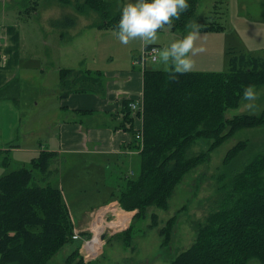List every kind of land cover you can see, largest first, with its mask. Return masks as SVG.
I'll return each instance as SVG.
<instances>
[{"label":"rangeland","instance_id":"374dc122","mask_svg":"<svg viewBox=\"0 0 264 264\" xmlns=\"http://www.w3.org/2000/svg\"><path fill=\"white\" fill-rule=\"evenodd\" d=\"M99 1L108 2L111 5L109 16L95 10L96 8H86L84 6L86 0H48L46 3L48 9L55 10L58 6L65 11L66 19L74 20L70 26H61L64 17L54 19V24L51 26L53 30L65 28L67 37L73 39L74 57H79V61L75 62L74 67L82 66L92 70L99 69L101 72H116L119 68H132V66L140 64L139 61L134 64V59L144 50V43H157L160 48L159 52L168 46L167 37L174 33L170 31L169 25L157 30L158 38L155 41L136 38L129 41L128 44H122L115 35L116 26L101 27L100 24L103 20L112 24L118 22L120 10L126 0H120L121 4H119V0ZM41 2L42 0H35L30 5L36 7ZM14 7L15 5L11 4L8 12L12 14L15 24H21L22 36L28 35V33L36 34L39 31L45 36L50 34L45 23H42L43 17L39 8V15L34 18L32 16L26 18V15H21L18 18L15 12L17 8ZM30 14L31 11H29ZM55 22L61 25H56ZM67 23L65 21L64 24ZM204 24L219 25L220 28L213 30L214 32H207V39L202 42L198 38L195 39L194 48L198 50L195 51V54H191L194 62L191 71L227 72L231 59H235L236 63H239L241 54L260 56L264 59V0H199L193 20L183 30L185 36ZM70 27H72V31L69 33L68 28ZM59 32L62 34V31ZM178 36L179 39L183 37L181 34ZM45 41L47 46L38 44L22 49L25 55L24 59H26L22 62V68L29 72L31 77L15 82L13 80L1 86L7 96L12 95L18 99L22 109L21 128L28 130V133H31L32 129L35 130L34 126L41 125L45 117H49L48 124L52 129H55L57 122L56 112L50 111L47 114V106L59 103V97L54 96L53 92L59 88L58 70L62 65L57 61L59 51L61 52L62 49L59 46L56 47L58 37L54 33L47 36ZM223 45L225 46V55ZM146 63L152 68L163 69L165 66H160L159 59L151 61L150 58H147ZM82 73L83 71L70 70V72H66V77H71L72 80H83L81 78L88 80ZM11 84H14L16 89H10ZM254 86L256 95L253 99L246 100L242 91L236 102L223 106L221 118L229 120L244 114H263L264 80ZM35 101L37 104L33 106ZM123 120L124 130H135L134 121L130 123L125 118ZM230 129L231 126L228 123L223 124L218 134L224 135V140L216 146L211 147V143L214 141L212 136H198L191 142L186 150V156L203 153L206 157L198 165L184 173L182 179L173 187L166 207L158 208L150 204L144 208L143 212L140 211L138 204L124 208L116 196L126 184V181L123 180L112 199L117 201L121 209L131 212V222L121 230L106 234L101 253L92 260H83L79 250H76L79 240L71 239L46 264H64L66 256L74 250L76 252L72 258L73 263L76 261L78 264H168L180 251L193 243L196 235L195 225L204 223V218L220 207L230 188L229 185L224 187V184L229 183L232 174L241 170L256 156L264 154V122L254 126L235 128L231 134L227 135ZM28 141L30 142L32 139ZM240 142H242L243 148L235 155H228L229 150ZM127 146L133 150L132 153L137 159H135L134 167L138 171L140 170L139 154L144 146L143 137L140 141L133 137ZM62 156V168L58 171L56 165L52 163L48 171L49 177L42 183L53 184L55 182L63 196H67L68 201L65 199V203L71 218L76 229H81L88 219L90 220V212L93 213L97 207L110 202L109 184H105L104 188L96 185L94 177L89 173L90 169H94V167L91 165L85 168L84 161L87 158L84 154L65 152ZM10 158L11 161L7 165L12 166L11 169L0 163V176L21 166L15 167L14 164L18 163L17 160L13 155H10ZM116 165H121V167L114 166L115 172L126 171L123 162ZM76 166L81 168L78 169ZM111 172L112 169L106 166L104 170L106 180L114 179L113 172ZM261 178L264 180V172ZM78 181L81 183H77ZM38 183L42 184L40 181ZM153 214L157 216V225L149 226ZM172 216L175 218L172 233L167 243L163 244V237L160 235L159 229ZM110 218L111 215H108L107 220ZM247 264L264 263L252 258Z\"/></svg>","mask_w":264,"mask_h":264},{"label":"trees","instance_id":"16d2710c","mask_svg":"<svg viewBox=\"0 0 264 264\" xmlns=\"http://www.w3.org/2000/svg\"><path fill=\"white\" fill-rule=\"evenodd\" d=\"M198 1L188 0L189 7L169 25L171 32L184 36L183 30L193 20ZM84 6L108 16L111 12V5L99 0H86ZM65 19L61 26H70L74 21ZM65 21L68 23L64 24ZM50 22L54 24V20ZM105 23L111 24L105 20L101 24L105 26ZM218 26L204 24L198 29L213 31ZM143 75L141 139L144 146L139 154L140 170L133 177L123 172L121 178L126 184L116 195L124 208L138 204L141 212L150 204L166 207L173 187L184 173L206 157L203 153L186 156L196 137H214L213 147L224 140V135L218 134L224 123L231 126L229 135L235 128L264 122V111L260 115L221 118L223 106L236 102L246 85L264 80V59L241 54L239 63L231 59L227 72L189 71L177 74L174 80L169 78L168 69L145 68ZM2 90L1 87L0 96H6ZM124 112L126 121L136 117L128 107ZM137 129L131 130L132 134ZM241 143L235 144L228 155L237 154L243 148ZM56 154L41 150L29 167L0 177V264H46L71 240L72 218L61 189L42 183L49 177V167ZM263 172L264 154H260L233 173L229 183L224 184L230 188L220 207L205 217L204 223L195 225L193 243L168 264H247L252 258L264 263ZM127 213L131 215L129 210ZM174 222L172 216L159 229L163 244L170 239ZM155 225L157 216L153 214L149 226ZM74 252L66 256L64 264H78L73 263Z\"/></svg>","mask_w":264,"mask_h":264},{"label":"crops","instance_id":"0c3cea01","mask_svg":"<svg viewBox=\"0 0 264 264\" xmlns=\"http://www.w3.org/2000/svg\"><path fill=\"white\" fill-rule=\"evenodd\" d=\"M32 2L35 0H0V87L15 79L21 80L31 77L30 73L22 68V62L26 60L22 49L38 44L47 46L45 38L54 33L58 37L56 47L59 46L62 49L61 52L59 51L57 61L62 65L58 70L59 88L53 92L54 96L59 97V103L47 106V114L50 111L56 112L57 122L55 129H52L48 124L49 117H45L41 125L34 126L35 130L32 129L31 133H28V130L21 128L22 109L18 99L13 98L14 96L11 97L12 95L7 96L6 93V96H0V149L2 150L0 163L4 166L7 165L11 161L10 155H13L18 162L14 164L15 167L20 165L19 168L29 167L31 160L41 150H48L57 153L52 163L56 165L55 167L59 171L62 168L63 153L84 154L87 158L84 161L85 168L91 165L94 167V169H90L89 173L94 177L97 186L100 185L104 188L105 184H109L108 193L112 200L113 194L118 191L123 182L121 178L123 172L127 171L126 173L133 176L137 173L134 167L136 157L132 153L133 150L127 146V143L133 138V134L131 131L123 129V119L126 115L124 109L127 107L128 99L140 100L143 91V70L152 67L146 63L147 60H143L138 64L139 66L119 68L116 72H101L99 69L92 70L82 66L74 67L75 62L79 61V57H74L73 39L67 37L65 28L53 30L50 22L64 17L65 11L58 6L55 10L48 9L46 7L48 0H42L41 4L36 5V7L30 5ZM11 4L17 8L15 12L18 18L21 15H26V18L29 16L34 18L39 15V8L43 17L42 23H45L50 34L45 36L39 31L36 34L28 33V35L22 36L21 24H15L12 14L8 12ZM119 4H121L120 0ZM29 11H31L30 15ZM108 25L116 26L112 23ZM100 26L103 27V24ZM58 30L62 31V34ZM68 31L70 33L72 27L68 28ZM191 32H200L197 33L196 38L202 42L207 39V32L214 31L201 30L197 27ZM172 34L167 37L169 44L180 38L178 34ZM223 48L225 55L224 45ZM162 65L164 64L160 62V66ZM164 67L163 69H166ZM67 70L83 71L82 74L88 80H84V78H81L83 80H72L71 77H66ZM62 74H65L63 81ZM11 88L15 89L16 86L11 84ZM36 104L37 101L34 102L33 106ZM132 115L130 114V116ZM133 121L136 127L139 126L138 117L132 116L129 122L133 123ZM31 139L32 141L29 142L28 140ZM122 162L126 171L115 172L114 166L120 168L121 165L116 164ZM7 166L9 167V165ZM106 166L112 169L113 173H111L114 175V179L106 180L104 178ZM11 167L9 168L11 169ZM76 167L81 168L80 166ZM77 183L81 182L78 181ZM51 185L57 186L55 182ZM63 199L64 202L65 199L68 201L67 196H63Z\"/></svg>","mask_w":264,"mask_h":264},{"label":"clouds","instance_id":"9594fccd","mask_svg":"<svg viewBox=\"0 0 264 264\" xmlns=\"http://www.w3.org/2000/svg\"><path fill=\"white\" fill-rule=\"evenodd\" d=\"M188 7V0H126L120 10L115 35L122 44L136 38L155 41L158 38L157 30L171 25ZM196 35V32H189L159 52L158 59L169 70L170 79L191 71L194 63L191 54L198 50L194 48ZM255 95L254 85L244 87L243 97L246 100L253 99Z\"/></svg>","mask_w":264,"mask_h":264},{"label":"built area","instance_id":"2783aa9c","mask_svg":"<svg viewBox=\"0 0 264 264\" xmlns=\"http://www.w3.org/2000/svg\"><path fill=\"white\" fill-rule=\"evenodd\" d=\"M143 49L140 56L135 60L136 62L143 61L145 58H150L152 61L157 60L158 46L149 45L143 47ZM128 105L133 111H142L140 100H131ZM136 138L141 140V129L136 133ZM90 214L91 218L88 219L85 227L82 229L75 228L71 235L72 239L80 241L78 248L85 261L92 260L101 253L104 243L103 235L125 228L131 220V215L127 213V210L121 209L117 201H111L96 209L93 213L90 212ZM108 215H111L109 220H107Z\"/></svg>","mask_w":264,"mask_h":264},{"label":"bare ground","instance_id":"6f19581e","mask_svg":"<svg viewBox=\"0 0 264 264\" xmlns=\"http://www.w3.org/2000/svg\"><path fill=\"white\" fill-rule=\"evenodd\" d=\"M140 54V53H139ZM100 213H102V212H100Z\"/></svg>","mask_w":264,"mask_h":264}]
</instances>
